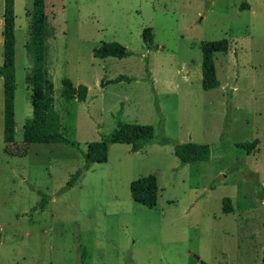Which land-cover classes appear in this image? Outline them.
Segmentation results:
<instances>
[{"label": "rangeland", "instance_id": "rangeland-1", "mask_svg": "<svg viewBox=\"0 0 264 264\" xmlns=\"http://www.w3.org/2000/svg\"><path fill=\"white\" fill-rule=\"evenodd\" d=\"M44 95L49 131L73 142L22 143L31 114L25 49L32 0H13V142L2 141L0 77V264H260L264 250V0H43ZM0 0V64L2 62ZM149 28L151 44L142 41ZM213 54L218 85L200 86V44ZM116 41L129 55L96 58ZM117 75H126L112 82ZM86 87L66 100L61 80ZM149 124L133 151L108 143L60 191L88 143L118 122ZM256 138L246 153L236 143ZM206 144L208 158L181 163L174 145ZM153 175L156 202L137 203L130 183ZM49 196L37 207L40 194ZM229 199L230 212L221 211Z\"/></svg>", "mask_w": 264, "mask_h": 264}, {"label": "trees", "instance_id": "trees-1", "mask_svg": "<svg viewBox=\"0 0 264 264\" xmlns=\"http://www.w3.org/2000/svg\"><path fill=\"white\" fill-rule=\"evenodd\" d=\"M31 31L30 38L25 49L31 54V67L25 75L26 83L31 87V114L22 128V143H56L61 142L72 145L73 142L61 136L59 132L49 131L46 127V115L50 106V98L44 95L45 79L43 76V37H44V2L43 0H32L31 4ZM13 0H3L2 6V62L0 64V77L2 79V141L5 144L13 142L14 134V34H13ZM142 41L145 47L151 44L149 28L142 31ZM227 48L225 39L205 41L200 44V86L203 90L215 88L218 80L215 77L213 66V54L224 52ZM121 44L116 41L102 43L98 48L92 50L96 58L115 57L121 58L129 55ZM129 81L131 77L117 75L112 82L119 80ZM61 94L66 100L84 101L86 87L83 84L73 86L69 79L61 80ZM153 130L149 124H138L118 122L117 128L109 135L107 140L93 141L87 144L82 154L83 165L70 174L64 186L59 190L63 191L71 187L78 179L80 173L88 169L94 162H103L106 159L108 143L130 144L133 151L139 149L143 144L152 139ZM256 138L251 141L236 143V146L249 153L257 145ZM174 155L181 163L208 158L209 149L206 144L195 142H184L174 145ZM130 197L133 201L146 206H153L156 202V181L153 175H146L133 180L129 186ZM40 200L37 207L47 202L49 196L39 192ZM259 194L264 197V190L260 189ZM221 211H231L229 199L223 197L221 200ZM80 264L84 263V253L80 255ZM260 264H264V250L260 257Z\"/></svg>", "mask_w": 264, "mask_h": 264}]
</instances>
